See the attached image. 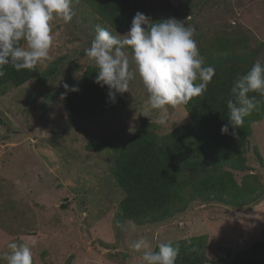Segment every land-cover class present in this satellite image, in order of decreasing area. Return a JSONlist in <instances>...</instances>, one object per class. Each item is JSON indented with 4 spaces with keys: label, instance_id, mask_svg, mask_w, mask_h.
Here are the masks:
<instances>
[{
    "label": "rangeland",
    "instance_id": "1",
    "mask_svg": "<svg viewBox=\"0 0 264 264\" xmlns=\"http://www.w3.org/2000/svg\"><path fill=\"white\" fill-rule=\"evenodd\" d=\"M132 3L137 9L131 20L113 27L82 0H73L72 21H54L53 59L37 65L43 71L54 64L63 74L44 85L59 86L64 92L65 83L76 86L94 64L84 50L96 35V25L124 35L138 11L152 22L176 18L194 27L198 48L200 42L222 35L228 24L248 30L253 47L264 41V0ZM256 59L264 61V47ZM40 82L35 77L0 91V264H7L3 256L10 252V241L32 246L33 240V264H144L142 253L130 247L140 236L149 239L153 249L160 243L186 242L197 236L202 238L200 246L192 250L205 253V264H230L263 238L264 196L240 208L199 199L184 213L140 226L120 219L125 191L108 172L114 159L108 140L117 145L147 126L158 135L168 133L190 120L184 105L153 110L137 76L130 92L121 95L123 104L107 116L73 123L58 98L43 106V96L29 102L31 92L47 91ZM248 140L244 153L248 169L234 172V177L245 186L256 176L264 186V119L252 125Z\"/></svg>",
    "mask_w": 264,
    "mask_h": 264
},
{
    "label": "trees",
    "instance_id": "2",
    "mask_svg": "<svg viewBox=\"0 0 264 264\" xmlns=\"http://www.w3.org/2000/svg\"><path fill=\"white\" fill-rule=\"evenodd\" d=\"M82 1L113 27L125 25L137 9L132 0ZM175 12L177 14L179 11ZM191 13L194 16V11ZM227 26L229 29L222 35L215 36L205 44L200 42L199 51L205 58V64L213 66L216 71L203 97H195L184 105L190 119L188 122L161 135L147 126L117 145L113 140H108L114 151L113 165L108 167V172L125 191L119 204L120 219H130L140 226L156 223L175 213H184L199 199L240 208L264 196V186L256 176H253L251 184L246 181L245 186L238 184L234 177V172L248 169L245 148L249 144L252 125L264 119V97L249 93L259 101L258 110L245 118L238 130V140L231 135V126L228 134L221 133L222 125L228 123L227 101L233 98V81L257 61L256 56L264 47V41L253 47L248 30L238 29L231 24ZM200 37L198 35L199 41ZM3 70L5 75L0 77L1 92L8 85L18 87L38 77L41 87L47 91L31 92L29 102L43 96V106L46 101L58 98L73 123L105 117L124 102L121 94H117L115 103L111 102L108 87L95 83V64L84 71L76 85L79 90L69 91L66 95L59 86L52 88L44 85L63 74L57 71L54 64L43 71H39L37 66L34 71H16L11 65L4 66ZM69 83L73 86V82ZM253 152L262 161L259 151L254 148ZM262 237L251 245V249L241 254L238 261L230 264H264V232ZM201 239L196 236L186 242L173 241L174 246L179 245L176 264H205V253L192 250L200 246ZM154 250L158 251V246Z\"/></svg>",
    "mask_w": 264,
    "mask_h": 264
},
{
    "label": "clouds",
    "instance_id": "3",
    "mask_svg": "<svg viewBox=\"0 0 264 264\" xmlns=\"http://www.w3.org/2000/svg\"><path fill=\"white\" fill-rule=\"evenodd\" d=\"M72 5L73 0H0V77L5 75L6 65L16 71H34L38 64L52 60L54 21L70 23L75 15ZM95 31L84 51L97 68L95 83L108 87L113 103L117 94L130 92L138 76L153 110L187 105L193 98L203 97L215 75V68L206 65L200 54L195 28L176 18L156 23L138 11L124 35H113L100 25ZM63 86L64 95L79 90L67 83ZM249 93L264 97V61L259 59L233 81V98L227 101L228 123L222 125V134H228L231 126V135L238 140L245 118L258 110L259 101ZM35 243L33 240L32 246ZM32 246L10 241V252L3 259L7 264H33ZM130 247L142 253L144 264H176L179 255L178 244L160 243L157 251L144 236Z\"/></svg>",
    "mask_w": 264,
    "mask_h": 264
}]
</instances>
